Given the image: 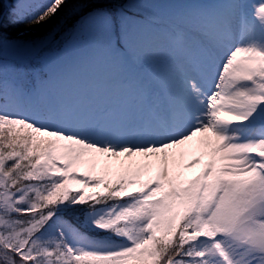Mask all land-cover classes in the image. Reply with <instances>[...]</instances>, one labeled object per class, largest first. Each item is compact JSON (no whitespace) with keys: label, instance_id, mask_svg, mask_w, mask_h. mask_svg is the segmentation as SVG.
<instances>
[{"label":"snow or ice","instance_id":"obj_1","mask_svg":"<svg viewBox=\"0 0 264 264\" xmlns=\"http://www.w3.org/2000/svg\"><path fill=\"white\" fill-rule=\"evenodd\" d=\"M66 5L0 16V264H264V0H77L62 50L9 35Z\"/></svg>","mask_w":264,"mask_h":264},{"label":"trees","instance_id":"obj_2","mask_svg":"<svg viewBox=\"0 0 264 264\" xmlns=\"http://www.w3.org/2000/svg\"><path fill=\"white\" fill-rule=\"evenodd\" d=\"M123 1L124 0H119V3ZM13 2L14 0H0V16L7 14ZM76 2L77 0H67L65 9L43 27H29L26 24H17L8 28L9 35L26 40H48L45 51L50 52L58 50L63 44L62 39L68 38L79 19V16L73 15V5ZM116 6L118 5H114L113 8L115 9ZM78 215L79 211L77 209H71L66 213L65 219L74 222L75 217Z\"/></svg>","mask_w":264,"mask_h":264},{"label":"rangeland","instance_id":"obj_3","mask_svg":"<svg viewBox=\"0 0 264 264\" xmlns=\"http://www.w3.org/2000/svg\"><path fill=\"white\" fill-rule=\"evenodd\" d=\"M124 2H126V0H124L122 3H124ZM141 2L151 3V4H165V3L169 2V0H141ZM5 3H6V2H5ZM159 23H160L159 18L153 20V24H154V25H158ZM79 28H80V25H79L78 23H76L75 26H74V28H73V30H72L71 33L69 34L68 38H66V39H62V40H63V41H62L63 44L61 45V47H60L58 50L50 51V52H48V53H50V54H54V53H56V52L62 50V49L65 47V45H66L67 43H69V42L72 40V38H73V36H74L76 30L79 29ZM59 41L61 42L60 39H59ZM47 43H48V40H44V44L47 45ZM69 222H70V221H69ZM70 223H72V222H70Z\"/></svg>","mask_w":264,"mask_h":264}]
</instances>
